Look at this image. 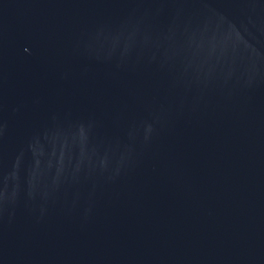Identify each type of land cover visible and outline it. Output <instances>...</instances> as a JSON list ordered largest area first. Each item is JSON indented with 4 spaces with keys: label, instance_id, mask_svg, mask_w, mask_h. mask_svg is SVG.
<instances>
[{
    "label": "water",
    "instance_id": "water-1",
    "mask_svg": "<svg viewBox=\"0 0 264 264\" xmlns=\"http://www.w3.org/2000/svg\"><path fill=\"white\" fill-rule=\"evenodd\" d=\"M0 264H264V0H0Z\"/></svg>",
    "mask_w": 264,
    "mask_h": 264
}]
</instances>
